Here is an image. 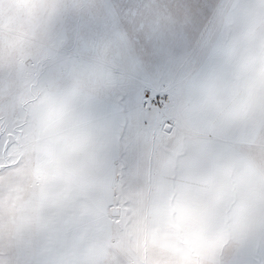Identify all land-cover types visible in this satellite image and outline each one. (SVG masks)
I'll use <instances>...</instances> for the list:
<instances>
[{"label": "snow or ice", "instance_id": "obj_1", "mask_svg": "<svg viewBox=\"0 0 264 264\" xmlns=\"http://www.w3.org/2000/svg\"><path fill=\"white\" fill-rule=\"evenodd\" d=\"M0 264H264V0H0Z\"/></svg>", "mask_w": 264, "mask_h": 264}]
</instances>
